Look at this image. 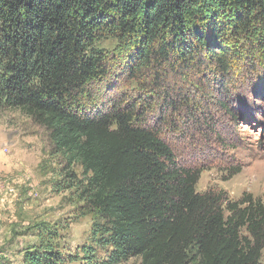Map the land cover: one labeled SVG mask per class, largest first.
I'll use <instances>...</instances> for the list:
<instances>
[{"label": "trees", "instance_id": "obj_1", "mask_svg": "<svg viewBox=\"0 0 264 264\" xmlns=\"http://www.w3.org/2000/svg\"><path fill=\"white\" fill-rule=\"evenodd\" d=\"M106 40L113 60L97 47ZM242 69L264 72V0H0V108L44 127L83 169L92 243L109 264H264V199L198 193L201 173L177 166L160 129L164 110L194 114L192 74L206 94L236 88ZM109 74L161 97L160 112L138 93L99 107L92 87ZM226 104L216 99L237 118ZM58 240L43 227L23 264H64Z\"/></svg>", "mask_w": 264, "mask_h": 264}, {"label": "rangeland", "instance_id": "obj_2", "mask_svg": "<svg viewBox=\"0 0 264 264\" xmlns=\"http://www.w3.org/2000/svg\"><path fill=\"white\" fill-rule=\"evenodd\" d=\"M116 46L115 40H106L97 47L113 60ZM245 70L237 73L236 88L231 82L224 91L218 84V92L211 85L206 94L191 84L192 74L185 87L194 114L186 108L178 114H172L173 109L161 114L160 129L177 166L201 173L197 192H222L233 202L244 195L264 199V72L254 75ZM200 81L204 85L205 79ZM145 89L109 74L92 92L104 110L138 93L156 100L153 111L160 112L162 98ZM218 98L228 101L226 106L238 117L230 118L216 106ZM83 181V169L69 166L68 159L56 153L44 127L19 109L0 108V259L23 264L25 251L48 227L58 231L64 264H109L110 250L92 243L96 217L86 202ZM89 247L95 254L87 251ZM121 264L141 262L131 259Z\"/></svg>", "mask_w": 264, "mask_h": 264}]
</instances>
